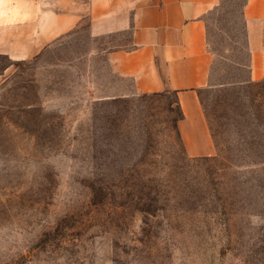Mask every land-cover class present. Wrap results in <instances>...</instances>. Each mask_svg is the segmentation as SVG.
I'll list each match as a JSON object with an SVG mask.
<instances>
[{"label": "rangeland", "instance_id": "obj_1", "mask_svg": "<svg viewBox=\"0 0 264 264\" xmlns=\"http://www.w3.org/2000/svg\"><path fill=\"white\" fill-rule=\"evenodd\" d=\"M242 3L206 19L212 156L185 154L177 94L113 75L126 32L91 37L84 21L5 71L0 264H264V79L245 82Z\"/></svg>", "mask_w": 264, "mask_h": 264}, {"label": "crops", "instance_id": "obj_2", "mask_svg": "<svg viewBox=\"0 0 264 264\" xmlns=\"http://www.w3.org/2000/svg\"><path fill=\"white\" fill-rule=\"evenodd\" d=\"M226 0H0V57L32 60L69 39L84 21L89 36L128 33V49L108 54L113 75L131 79L136 93L172 91L183 118L178 132L189 157L215 152L198 92L215 87V54L207 16ZM240 19L246 80L264 79V0H243ZM228 58H224L227 61Z\"/></svg>", "mask_w": 264, "mask_h": 264}, {"label": "trees", "instance_id": "obj_3", "mask_svg": "<svg viewBox=\"0 0 264 264\" xmlns=\"http://www.w3.org/2000/svg\"><path fill=\"white\" fill-rule=\"evenodd\" d=\"M154 94L157 95L156 93H154ZM159 94L163 95V93H159ZM174 94L176 95L175 92H174ZM177 105H178V102H177ZM178 109H179V116H178L177 121H179V120H181L183 118V114L181 112V109H180L179 105H178Z\"/></svg>", "mask_w": 264, "mask_h": 264}]
</instances>
